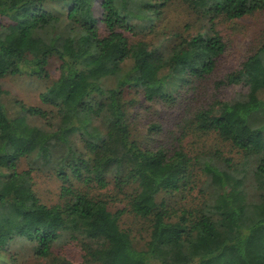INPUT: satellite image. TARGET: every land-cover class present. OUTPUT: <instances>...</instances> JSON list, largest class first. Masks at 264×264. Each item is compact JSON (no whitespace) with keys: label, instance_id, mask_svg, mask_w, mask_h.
Listing matches in <instances>:
<instances>
[{"label":"trees","instance_id":"1","mask_svg":"<svg viewBox=\"0 0 264 264\" xmlns=\"http://www.w3.org/2000/svg\"><path fill=\"white\" fill-rule=\"evenodd\" d=\"M170 1L0 0V79H46L51 59L59 60L58 77L41 93L58 109L54 122L17 99L11 114L12 93L0 83V250L27 239L42 264H264V123L256 122L264 111V42L222 73L229 42L216 27L220 18L264 12V0H177L200 20L199 30L154 32ZM132 85L166 107L167 120L183 118L182 131L212 134L218 144L192 158L181 143L150 142L165 129L156 119L150 137L138 140L124 97ZM231 85L247 92L222 98ZM225 147L255 162L252 176L234 167ZM32 154L34 166L19 169ZM36 168L62 182L59 202L39 199ZM195 169L205 176L201 185ZM110 180L120 191L132 188L116 212L83 188ZM124 210L148 224L142 247L120 224ZM57 245L77 247L81 261Z\"/></svg>","mask_w":264,"mask_h":264},{"label":"rangeland","instance_id":"2","mask_svg":"<svg viewBox=\"0 0 264 264\" xmlns=\"http://www.w3.org/2000/svg\"><path fill=\"white\" fill-rule=\"evenodd\" d=\"M156 30L154 32H180L184 35L195 33L201 27V22L196 18V15L192 13L186 5L177 0H171L170 3L164 8L163 15L160 19L156 20ZM216 27L227 38L229 42L228 51L223 57V63L221 72L230 71L237 68L249 55L253 54L258 46L264 42V12H256L252 15L245 16L241 19L230 21L220 18L216 21ZM153 32H149L148 37ZM59 60L53 57L48 66L49 77L46 79H38L22 75H9L0 79L2 87L12 93V98L6 99L8 103V109L11 114L17 109L14 100H19L26 106H36L45 109L52 122L58 120L59 112L57 107L51 104L43 103L41 100V93L45 91L49 84L58 77ZM210 82L206 83L205 92L204 88L199 89L203 97L211 90L209 88ZM168 92L173 90L172 87H167ZM125 100L130 104V121L132 124V132L134 136L142 141L143 138L150 137V131L148 132V124L150 121L156 119L165 128L159 133L154 135V138L150 142H170L181 143L185 146L188 154L195 158L197 156L203 157V155L218 144V139L212 134H205L199 136L191 133L189 128H184L182 131V125L184 124L183 118L181 119H169L167 120L166 107H161L158 104L147 102L144 97L142 88L136 86L125 87ZM247 87L242 85H231L222 89V98L230 99L238 93H246ZM183 94V93H182ZM193 93H189L188 96L182 95L181 100L185 101L186 98H192ZM161 107V108H160ZM177 107H183L180 103ZM161 110L159 113L158 111ZM193 109L189 110L190 117ZM181 109L175 113V116L180 115ZM30 119V118H29ZM32 122L41 123L40 120L31 119ZM44 121V119H43ZM178 121L180 125H175ZM256 122L259 124L264 123V111L257 113ZM169 128V132H168ZM171 145V144H170ZM225 154L232 159L234 167L241 169L247 167L249 176H252L253 164L255 162L249 160L248 163L243 161L242 156L236 152V150H229V148H223ZM200 157V158H201ZM243 162V163H242ZM36 163V158L32 154L27 158L22 159L19 164V169H29ZM236 165V166H235ZM197 184L202 183L205 180V176L198 169L194 172ZM32 177L34 181V188L39 199L48 205L59 202L61 199V185L62 182L58 180L56 174L52 170L46 169H34L32 171ZM249 183V177L248 182ZM82 185V184H81ZM250 186V185H249ZM83 188L89 191L92 196H100L107 201L109 210L116 212L126 207L127 198L126 194L130 193L132 188H124L119 190L110 180V184L106 188H100L96 183L83 186ZM254 188L249 187L248 192L250 197H255ZM257 195V191H255ZM120 224L125 227L131 234L134 242L138 247H142L148 236V224L144 219L136 218L127 210H124L121 216ZM30 241L27 239L11 242L5 250H0V264H42L43 260L38 259L32 253L30 248ZM60 245L56 246V251L67 254L68 258L75 262H80L82 257L80 256L79 249L77 247H65L61 249Z\"/></svg>","mask_w":264,"mask_h":264}]
</instances>
